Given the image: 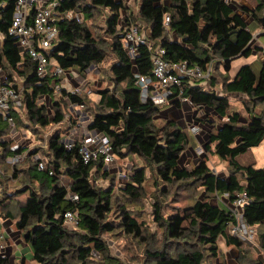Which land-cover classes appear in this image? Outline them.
I'll return each instance as SVG.
<instances>
[{
    "label": "trees",
    "instance_id": "obj_1",
    "mask_svg": "<svg viewBox=\"0 0 264 264\" xmlns=\"http://www.w3.org/2000/svg\"><path fill=\"white\" fill-rule=\"evenodd\" d=\"M0 2L5 4L0 16V64L10 72L27 76L24 100L34 131L37 126L47 128L62 122L67 103L54 101L51 111L46 105L38 104L41 96H52V79L37 77L35 63L21 55L15 39L9 34L17 1ZM107 9L113 13L107 22L111 44L88 26V21ZM76 10L81 12L83 20L65 17ZM121 10H126L124 0H63L59 8L62 14L58 22L59 41L51 60L63 68L82 71L92 64L103 63L111 50L118 57V63L111 69L113 89H100L97 102L88 96L71 95L70 99L87 104L93 115L91 127L110 137L119 160L134 155L143 161V165L133 169L130 181L119 187L125 197L133 201L145 197L148 170L152 171L156 183H163L161 191L166 195L167 187L182 184L201 187L203 191L192 204L166 216L156 197L153 219L164 236L159 240L149 233L146 223L128 209L126 202L120 201L114 183L110 188L98 185L99 177L111 179V173L102 172V161L85 164L77 147L69 151L59 143L60 133L50 138L47 148L34 149L31 153L41 152L48 159L56 171L53 176L39 171L30 157L24 164L12 167L6 159L11 154L13 141H0V164L8 171H3L0 181L3 183L11 178L20 184L13 191L0 193V219L11 220L32 249L30 261L23 257L18 264L31 261L37 264H120L121 261L111 254L105 235L132 237L146 245L145 264H228L219 245L221 237L228 247L237 248L243 254L241 260H245L248 253L245 243L227 233L234 221L232 212L213 200L227 194L233 202L237 193H246L249 201L244 209L245 218L251 225H259L258 232L259 228H264V168L244 165L238 160L264 142V113L254 112V108L264 104V61L259 75L252 65H246L234 80L225 77L223 82L224 94L238 93L248 97L244 103L250 115L248 122L243 123L239 113L230 111L229 99L224 94L215 90L206 92L196 85L197 82L185 89L184 96L194 105H203L218 116L214 122L220 120L219 126L210 133L205 151L227 162L230 174L228 177L217 175L207 159L188 168L181 161L191 145L192 135L175 121L158 128L155 121L161 108L143 103L140 90L135 86L136 73H151L152 51L141 46L135 60L128 56L118 29ZM237 10L224 0H172L170 7L163 5L162 0H143L141 17L152 30L151 41H159L166 49L167 60L188 61L190 65L205 67L219 59L228 73L233 60L249 57L254 52L240 42L249 34L242 35L248 24ZM242 10L259 26H264L261 12L246 6ZM167 13L171 21L165 26ZM171 32H175L181 42L171 41ZM9 79L13 80V76L9 75ZM210 83L215 87L216 78ZM225 118L227 120L221 122ZM7 135V125L0 118V138ZM63 178L68 179V187L63 184ZM111 181L114 182L113 177ZM69 190L79 195L78 203L68 200ZM69 210L78 212V229L65 226L64 214ZM261 242L264 248V232ZM0 264H10L9 258L0 256ZM252 264H264V261L255 260Z\"/></svg>",
    "mask_w": 264,
    "mask_h": 264
},
{
    "label": "built area",
    "instance_id": "obj_2",
    "mask_svg": "<svg viewBox=\"0 0 264 264\" xmlns=\"http://www.w3.org/2000/svg\"><path fill=\"white\" fill-rule=\"evenodd\" d=\"M16 1L9 34L15 39L21 54L28 56L35 63L37 77L40 79L51 77L53 98L55 95L63 97L68 105V113L64 122L66 128L63 127L65 124L62 122L56 123L46 130H40L44 148L47 147L51 137L59 131H64L60 135L59 143L66 150L70 151L77 147L85 164L102 161V172L116 173L120 187L127 184L133 174L129 163H119L121 160L114 152L110 137L91 127L93 115L88 110L87 104L83 101L70 99L71 95L86 96L94 92L95 90L91 86L93 81L90 77L100 76L101 69L106 63L92 64L82 71H77L75 68H63L57 63L52 64L51 54L59 41L58 22L62 17L59 8L63 0ZM224 1L233 4L235 0ZM4 6L5 4L0 2V16ZM170 21V15L166 14L164 25L168 26ZM142 26L140 22L136 24L130 19L123 33L122 42L128 56L133 60L138 56L141 46H146L152 51L151 73L148 75L136 73L135 75V86L140 90L143 103H151L161 108L171 101L184 99L185 89L188 85L212 78L213 63L202 67L190 65L188 61L175 63L167 60L166 49L161 44L151 41L150 37L141 30ZM24 92V89L10 81L7 75L0 73V118L9 127L8 135L0 138V141H13L10 148L11 154L6 161L12 167H16L24 164L30 157L36 163L39 171L48 172L53 176L56 171L49 164L48 159L39 153L31 155L34 149L25 146L27 142L31 143L34 138L30 131H23L19 126V119L23 117V111L26 108ZM53 98L43 95L40 97V101L43 100L50 110L53 107ZM200 127L197 123L192 125L190 130L198 134ZM0 174L4 175L3 172ZM67 198L74 203L80 201L79 195L70 190ZM224 199L229 204L234 217V221L227 228V233L245 244H257V224L251 225L245 218L244 209L249 201L246 193H237V198L233 202L229 201L227 194L224 195ZM64 223L67 228L78 229V212L67 211L64 214Z\"/></svg>",
    "mask_w": 264,
    "mask_h": 264
},
{
    "label": "rangeland",
    "instance_id": "obj_3",
    "mask_svg": "<svg viewBox=\"0 0 264 264\" xmlns=\"http://www.w3.org/2000/svg\"><path fill=\"white\" fill-rule=\"evenodd\" d=\"M243 2H247L248 4L252 5L254 8H257L262 4L261 0H235L233 3L239 7V4H242ZM261 7V6H260ZM264 7V6H263ZM264 12V8L262 10ZM106 17L107 14L103 12L98 13L96 18L91 19L90 21H88V26L91 27L93 29V31L97 34V35H101L103 37L104 40H107L110 44H111V40L112 38L108 35L109 32V26L106 22ZM254 33H256V31H254ZM249 35H251V33H248ZM252 39V36L247 37L244 41L249 42ZM257 43V39L255 38L254 44ZM261 43L264 45V36L262 37V41ZM112 59H113V55L111 54V52L109 53L108 57H107V62H108V66L111 65L112 63ZM247 59L242 58V59H238L235 62H233V70L232 73L234 75L236 68L242 64L243 62H247ZM250 60V59H249ZM248 60V61H249ZM263 60V57L261 54L258 55L257 60L255 61L257 68H259L260 62ZM216 64V68H217V72H216V81H217V87H221L222 83L226 78H230L229 74H225V70H222V66H220V62L219 59H217L215 61ZM110 67V66H109ZM238 69V68H237ZM102 74H105V79L102 78V74L100 76H95L93 77L94 80H96V82H92L91 86H93V89L96 91H99L100 89L105 88V86L107 85V80H109V72L106 68L101 69ZM108 75V76H107ZM114 87V86H113ZM245 100H248L247 97H239L236 99L235 103L232 104V109L233 111H235V109L240 110L241 115L245 121L249 120V115L248 112L246 110V108L244 107V103L246 102ZM231 101H234V99H231ZM191 105V104H190ZM186 106V107H184ZM184 108L182 109V113L185 115V117H183L182 115L180 116L181 119L178 120L179 117V111L174 112L172 114L169 115V118L174 119V121L178 124V126L181 128H185L188 129L186 130L187 132L189 131V127L193 125L194 121L191 122L192 119H189V117H194V110L195 109H190V107L186 104H184ZM250 109H252V106L250 105ZM206 110V109H205ZM191 111H193V113L191 114ZM203 111L201 109L198 110ZM205 112V111H203ZM254 112L256 113H264V104L260 105L256 108H254ZM212 113V112H211ZM212 115V114H210ZM214 117V116H211ZM164 118V116H163ZM161 118H157V120L155 121L156 125L158 128H163L166 126L167 124V120L169 118L163 119ZM178 120V121H176ZM214 121V120H212ZM209 122V123H205L202 126V130H200L199 134L197 135H192L191 132L190 134L192 135L191 137V145L186 149L183 158H182V165L186 166V167H191L195 164L196 161L201 160V159H207V163L209 165V167L217 174L223 177H228V175L230 174L229 171V167H228V163L225 161H221L219 160L217 157H215L212 153H207L205 151V146L206 144L209 143V135L212 132L216 131V125H218L220 123V120H217V122ZM216 121V118H215ZM226 120H222L221 122H224ZM41 134V132H40ZM44 142L39 141L36 137L33 139V141L31 143L27 142L25 144L26 147H28L29 149H45L44 148ZM42 148H41V147ZM212 149L214 148V145H212ZM45 151V150H43ZM238 160L240 161L241 164L244 165H248V164H255V167L260 169V168H264V142L261 143V145H259L258 147H254L251 149V151H249L247 154L241 155ZM121 162H127L129 163V167L132 169L135 167H138L140 165H143V161L140 160L137 156L134 155H129L128 157H125L124 159H121ZM8 172L6 170V167L3 166L2 164H0V173L1 172ZM3 172V173H4ZM148 183L146 185V193H145V197L140 201H133L130 197H125L121 191H120V184L117 181L116 178V173H111V179H104L102 177L98 178V185L101 187H105V188H110L113 183H114V191L115 194L117 196H120V201L121 202H126L128 209H131L132 211H134L135 215L139 218L140 221H144L147 225V228L149 233H153L155 234L159 240L163 239V233L162 231L157 227V225L154 223V216H153V204L156 201V197L160 200V202L163 205V215H168L172 212H174L176 209H183L184 207H186L189 204H192L194 202V199L197 195H200L203 191V189L201 187L197 188L196 186H192V185H183L182 186H169L167 187L168 189V193L167 195L165 193H163L162 187H163V183L161 181H159L158 183H156V180L154 178V175L152 173V171L148 170ZM1 176V174H0ZM8 176L10 177V175L8 174ZM7 177V176H5ZM112 177L114 182H112ZM9 179V180H8ZM5 180V179H4ZM1 182V181H0ZM17 182V181H15ZM63 184L67 185L68 184V179L63 178ZM19 183V181H18ZM18 183H14L11 178H7L4 181V186L7 187L8 190H12L13 188L18 187L20 184ZM126 185V184H125ZM125 185H122L121 187H124ZM4 186L2 187L3 190ZM197 189H196V188ZM216 199V198H215ZM11 225L13 226V229L15 230V235L17 236H13V239L10 240H6L5 243H1L0 246V256H4V255H10L11 256L14 255V252L16 251V247L14 246V241H18V239H20L21 241H24L23 239V234L21 233L20 230H18L16 228V226L14 225V223L9 220ZM264 232V228H259V232H258V241L257 244L255 245H250V244H244L245 248L247 249L248 253L246 254V258L245 260H241V256L243 255L241 252H239L238 250H235V248L233 249L232 247H224L226 250L228 249V261L230 264H252L255 260H261L264 261V248L262 246V242H261V233ZM2 234V227L0 226V235ZM11 237V238H12ZM105 239L107 240L109 247H110V251L111 254L118 258L121 263L120 264H145L146 261V257H145V252H144V247L146 248V245H142L140 244L136 239L132 238V237H126V236H121V237H117L114 238L110 235H105ZM220 244L223 247L224 245V241L223 238L220 239ZM232 248V249H230ZM230 249V250H229ZM97 255H95L96 257ZM10 258V257H9ZM97 260H100L99 257H96ZM95 259V260H96ZM15 260V259H14ZM21 259H19L20 261ZM18 261V263H19ZM30 261V258H29ZM15 262V261H14ZM17 263V264H18ZM30 264H37L35 262H29ZM11 264V263H10Z\"/></svg>",
    "mask_w": 264,
    "mask_h": 264
},
{
    "label": "crops",
    "instance_id": "obj_4",
    "mask_svg": "<svg viewBox=\"0 0 264 264\" xmlns=\"http://www.w3.org/2000/svg\"><path fill=\"white\" fill-rule=\"evenodd\" d=\"M258 1V0H257ZM262 2V4L260 5L261 7H263L264 6V0H261ZM142 2H143V0H124V3H125V6H126V10H121V12H120V19H119V25H118V29H120L121 30V32L119 33V35H120V37H121V39H122V37H123V33H124V31H125V29H126V27H127V24L130 22V19H131V21L133 22V23H136V24H139V22L143 25L142 26V28H141V30L145 33V34H147L149 37L152 35V30H151V28L148 26V24L143 20V18L141 17V6H142ZM162 4L163 5H165V6H168V7H170L171 6V4H172V0H162ZM231 5H233L234 7H236L238 10V12L243 16V18L245 19V21L247 22V24H248V28L244 31V33L242 34L243 36H246L247 35V33H251V35H248L247 37H249V36H252V39L249 41V42H246V41H244L243 40V38H239L240 39V42L243 44V45H245V47H250L251 49H253L254 50V52H253V54L251 55V56H249V57H240V58H237V59H235V60H233L232 62H231V69H230V71L228 72V73H226L225 72V74H229V76H230V81H232V80H234L235 78H236V76H237V74H238V72L240 71V69L243 67V66H246V65H252V67L254 68V71H255V73L257 74V75H259V73H260V70H261V62L262 61H264V45L261 43V41H262V37L264 36V26H259L249 15H247L245 12H243V10H242V7H244V6H246V7H248V8H250V9H254L255 11H259V12H261L263 15H264V12L262 11L263 10V8L262 9H260V6L258 7V9L257 8H254L252 5H250V4H248L247 2H243L242 4H239L238 6L239 7H237L234 3L233 4H231ZM105 11V13L107 14V17H106V22H108L109 21V18L112 16V12L110 11V10H104ZM168 14V13H167ZM67 16H69V19L70 18H72V17H76V18H78L79 20H83V15L81 14V12L79 11V10H76V11H71V12H68L67 14H65V17H67ZM254 31H256V33H254ZM108 35L111 37V35L108 33ZM255 38L257 39V43L256 44H254V41H255ZM169 39L171 40V41H173V42H181V39L180 38H178L177 37V35H176V33L175 32H171L170 34H169ZM156 42V41H155ZM16 43V42H15ZM156 43H158V44H161L159 41H157ZM17 45V44H16ZM162 45V44H161ZM18 47V46H17ZM257 50H259L258 52H257ZM21 53V52H20ZM111 54L113 55V59H112V63H111V65H109L108 66V62H107V58L105 59V66L103 67V68H106L107 70H108V72H109V74H110V76H109V80H107V85L105 86V88H110V89H113V86H114V83H113V76H112V74H111V69H112V66L115 64V63H118V61H119V59H118V57L113 53V51L111 50ZM259 54H261L262 55V57H263V60L260 62V65H259V68H257V65H256V63H255V61L257 60V57H258V55ZM22 55V54H21ZM23 57H28V56H25V55H22ZM242 58H245V59H247L246 61L247 62H243L242 64H240L237 68H236V70H234L235 71V73H234V75L233 74H231L232 73V70H233V62H235L236 60H238V59H242ZM250 59V60H249ZM249 60V61H248ZM103 62V63H104ZM56 62L53 60V63L52 64H55ZM210 63H213L214 64V71H213V76H212V78L211 79H209V80H204V81H201V80H199V81H197V86L198 87H201L204 91H206V92H210V91H217L220 95H223L224 94V92H223V83H222V85H221V87H217V85L215 86V87H212V85H211V83H210V81L211 80H213L214 78H217V76H216V72H217V68H216V64H215V61H212V62H210ZM210 63H208V64H210ZM208 64H206V65H208ZM220 66H222V70H225V68H224V64L222 63ZM21 67H23L22 65H21ZM77 71H80V70H78L77 69ZM0 73H4L5 75H7L8 77H9V75H12L13 76V80H11L10 79V81H12L15 85H17V86H19V87H22V89H24V91H26V88H25V85H26V77H24V76H20V75H18L16 72L14 73V72H10V70L8 69V68H4L1 64H0ZM108 76V75H107ZM105 74H102V78L103 79H105ZM90 79L93 81V82H96V80H94L93 79V76H91L90 77ZM195 85V84H194ZM25 93V92H24ZM225 96H227L228 97V99H229V103H230V111L231 112H236V113H239L240 115H241V112H240V110H238V109H235V111H233V109H232V104H234L235 103V101H236V99L237 98H239V97H241V98H245V97H247L245 94H238V93H227V94H224ZM86 96H88V98H90L93 102H97L98 100H99V98H100V96H99V94H98V91H94V92H92L91 94H89V95H86ZM53 98V93H52V96H51V99ZM248 98V97H247ZM231 99H234V101H231ZM53 100L54 101H58V100H63V101H65V99H63V97H60V96H58V95H55L54 96V98H53ZM52 101V100H51ZM245 101H248V100H245ZM66 102V101H65ZM67 103V102H66ZM39 105H46V104H44V101L43 100H41L40 101V99H39V103H38ZM47 104H49L48 102H47ZM184 104H186V105H188L189 107H190V109H195L194 110V117L192 118V117H189L188 116V118L189 119H192L191 120V122H193L194 121V123H193V125H195V124H197L198 123V125L199 126H201L200 127V130H202L201 128H202V126H203V124H205V123H209V122H211L212 120H215V118L217 119L218 118V116L213 112V111H211L210 109H207V108H205L203 105H194L193 103H192V100L189 98V97H185L184 99H177V100H174V101H171L169 104H167V105H165V106H163V107H161V111H160V113H159V115L156 117V120H157V118H163V116H164V118L163 119H166L167 120V118H169L170 116V114H171V117H172V114L174 113V112H177V111H179V112H177V113H179V117L183 114L182 113V109L184 108V107H186V106H184ZM191 104V105H190ZM184 106V107H183ZM46 107H48V105H46ZM67 107H68V105H67ZM245 107V106H244ZM199 109H201V110H203V111H205V112H203V111H198ZM206 109V110H205ZM49 111H51V110H49ZM68 111V110H67ZM65 112V118H66V114L68 113V112ZM24 113H23V117H21V119H19V126H20V129H22L23 131H30L31 132V134H32V136H33V138H37L39 141H41V137H40V130H46V129H48V128H50L52 125H55V124H51L49 127H47V128H42V127H40V126H37L36 127V130L37 131H34V128H35V126L31 123V121H30V119H29V115H28V112H27V110H26V108L24 109V111H23ZM212 112V113H211ZM193 113V111H191V114ZM210 114H212V115H210ZM249 115V114H248ZM183 117H185V115L183 114L182 115ZM211 116H214V117H211ZM22 118H23V120H22ZM181 119V117L178 119V120H180ZM249 119H250V115H249ZM178 120H176V121H178ZM223 120H227L226 118L225 119H223ZM25 121V122H24ZM169 121H174V119H172V118H169L168 120H167V122H169ZM241 121L243 122V123H245V122H248V121H245L244 122V119H243V117H242V115H241ZM26 122H27V124H26ZM63 122V124H65L64 122H65V119L62 121ZM62 122H59V123H62ZM212 122H214V121H212ZM4 123L7 125V128H8V132H9V127H8V124L4 121ZM22 125L23 126H25V127H22ZM217 126H219V124L217 125ZM63 127H65L66 128V124L65 125H63ZM64 128V129H65ZM182 128V127H181ZM190 128H191V126L189 127V131H188V133L190 134V132H191V130H190ZM182 129H184L185 130V128L183 127ZM186 130H188V129H186ZM185 130V131H186ZM64 131H59L58 133H60V134H62ZM191 134L192 135H197V134H195V133H193V132H191ZM199 134V133H198ZM39 137V138H38ZM41 147V146H40ZM45 148H47V147H45ZM39 154H41L42 155V153L41 152H38ZM184 155V154H183ZM216 157V156H215ZM183 158V157H182ZM218 158V157H217ZM220 160V159H219ZM199 161V160H198ZM197 162V161H196ZM195 162V163H196ZM1 183V189H0V193L3 191V189H2V187L4 186L3 184H4V182L2 183V182H0ZM68 186V185H67ZM6 188V189H5ZM4 189L5 190H8L7 189V187H5L4 186ZM14 190V188L12 189V190H8V191H13ZM213 202L215 203V204H221V205H223L224 207H226L227 209H229L230 210V206H229V204L227 203V201L224 199V195H221V196H217L216 197V199H214L213 200ZM0 226L2 227V234L0 235V245H1V243H5L6 242V240H10V239H13V237H12V234H13V236H17V235H15V230L13 229V226L11 225V223H10V221L9 220H2V219H0ZM258 224H257V232H258ZM259 236V235H258ZM12 237V238H11ZM221 238H223V241H224V245H223V247L221 246V244H220V239ZM220 239H219V245H220V248H221V251H222V254H223V256H224V258L227 260V262H228V264H230L229 263V261H228V249L226 250L224 247H227V245H226V243H225V238L224 237H221ZM259 238V237H258ZM14 246L16 247V251L14 252V255L13 256H11L12 254H10V255H4V256H6L7 258H9V261H10V263L11 264H17L18 263V261H19V259H22L23 257H27V258H31L32 257V249H31V247L28 245V244H26L24 241H21L20 239H18V241L16 242V241H14ZM0 247H2V246H0ZM233 249L235 248V247H232ZM232 248H230V249H232ZM229 249V250H230ZM232 249V250H233ZM235 250H238L237 248H235ZM15 259V260H14ZM15 261V262H14ZM20 262V261H19Z\"/></svg>",
    "mask_w": 264,
    "mask_h": 264
}]
</instances>
